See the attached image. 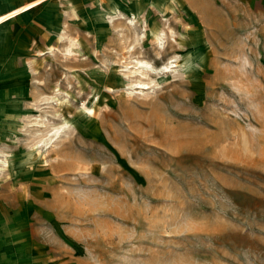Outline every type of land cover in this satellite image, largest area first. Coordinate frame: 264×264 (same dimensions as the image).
<instances>
[{
    "label": "rangeland",
    "instance_id": "rangeland-1",
    "mask_svg": "<svg viewBox=\"0 0 264 264\" xmlns=\"http://www.w3.org/2000/svg\"><path fill=\"white\" fill-rule=\"evenodd\" d=\"M255 10L0 0V264H264Z\"/></svg>",
    "mask_w": 264,
    "mask_h": 264
},
{
    "label": "bare ground",
    "instance_id": "bare-ground-1",
    "mask_svg": "<svg viewBox=\"0 0 264 264\" xmlns=\"http://www.w3.org/2000/svg\"><path fill=\"white\" fill-rule=\"evenodd\" d=\"M188 1V0H187ZM191 1H194V0H191ZM153 8V7H152ZM1 25V24H0ZM157 39H159V36L157 37ZM178 62V60L176 61V63ZM138 64H140V67L138 68L139 70H137L141 76H147L149 75L151 72H154L153 71V67L150 66L147 62H140L138 61ZM175 67H177V64H175ZM169 66L168 65H165L159 72L158 71V74L160 73H167L169 71ZM66 125V124H65ZM63 128L65 129L66 127L65 126H61V127H57V128H54L53 129V133H51L50 137H49V140H57L60 138V134H61V131L60 129ZM69 129V128H67ZM64 131V130H63Z\"/></svg>",
    "mask_w": 264,
    "mask_h": 264
},
{
    "label": "crops",
    "instance_id": "crops-1",
    "mask_svg": "<svg viewBox=\"0 0 264 264\" xmlns=\"http://www.w3.org/2000/svg\"><path fill=\"white\" fill-rule=\"evenodd\" d=\"M239 1H251L252 6L256 8L254 14L257 17H259V22L260 24H262V26L260 27L261 36L264 35V0H239Z\"/></svg>",
    "mask_w": 264,
    "mask_h": 264
}]
</instances>
